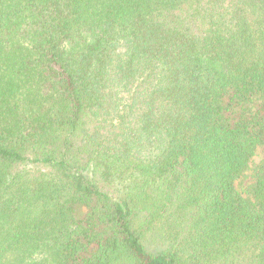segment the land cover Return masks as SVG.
<instances>
[{
	"label": "trees",
	"instance_id": "obj_1",
	"mask_svg": "<svg viewBox=\"0 0 264 264\" xmlns=\"http://www.w3.org/2000/svg\"><path fill=\"white\" fill-rule=\"evenodd\" d=\"M0 264H264V0H0Z\"/></svg>",
	"mask_w": 264,
	"mask_h": 264
}]
</instances>
